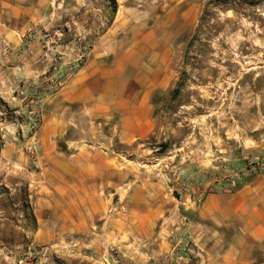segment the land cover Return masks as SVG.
<instances>
[{"label": "rangeland", "instance_id": "obj_1", "mask_svg": "<svg viewBox=\"0 0 264 264\" xmlns=\"http://www.w3.org/2000/svg\"><path fill=\"white\" fill-rule=\"evenodd\" d=\"M114 1L115 13L111 0H53L50 25L40 26L92 47L106 30L124 28L129 60L169 63L166 82L150 99L152 133L129 147L115 145L132 179L161 184L174 201L157 225L169 252L146 258L138 246H97V220L88 234L52 228L55 241L43 242L53 232L37 224L34 197L0 163V264H264V0ZM23 86L0 98V152L16 142L29 156L13 93ZM8 87L0 79V96ZM211 195L223 218L202 228L212 238L199 245L188 226Z\"/></svg>", "mask_w": 264, "mask_h": 264}, {"label": "crops", "instance_id": "obj_2", "mask_svg": "<svg viewBox=\"0 0 264 264\" xmlns=\"http://www.w3.org/2000/svg\"><path fill=\"white\" fill-rule=\"evenodd\" d=\"M53 5V0H0V79L11 86L2 92L3 100L12 88L35 82L44 72L46 65L37 60L40 44L27 35L33 25H50ZM127 32L106 30L76 75L44 101L36 136L40 169L31 170L24 145L16 142L4 145L0 163L10 169L3 173L27 185L34 197L37 224L53 232L43 242L55 241L54 229L88 234L97 220L98 234H90L97 246H138L150 258L169 252L157 225L173 213L175 203L161 184L132 179L129 162L115 145L129 147L152 133L150 99L166 82L169 63L129 60ZM219 203L211 195L193 210L188 230L199 245L211 241L202 229L206 224L220 225Z\"/></svg>", "mask_w": 264, "mask_h": 264}, {"label": "built area", "instance_id": "obj_3", "mask_svg": "<svg viewBox=\"0 0 264 264\" xmlns=\"http://www.w3.org/2000/svg\"><path fill=\"white\" fill-rule=\"evenodd\" d=\"M27 40L40 44L41 54L37 56L39 63L46 65L39 79L23 87H18L13 93L21 104V112L26 120V134L31 139L27 146L30 162L37 168L41 160L37 142V132L41 124L42 106L46 98L55 95L82 68L88 58L92 45L80 42V39H65L60 30L49 31L44 26L33 25L28 32ZM28 55H33L31 48L26 49ZM19 116L21 113L16 111ZM204 196L199 193L197 199Z\"/></svg>", "mask_w": 264, "mask_h": 264}, {"label": "trees", "instance_id": "obj_4", "mask_svg": "<svg viewBox=\"0 0 264 264\" xmlns=\"http://www.w3.org/2000/svg\"><path fill=\"white\" fill-rule=\"evenodd\" d=\"M111 3H112V12L115 13L117 10L116 9V7H117L116 2L114 0H111ZM178 93H179V85H177L175 87V89L173 90L172 96H176Z\"/></svg>", "mask_w": 264, "mask_h": 264}, {"label": "bare ground", "instance_id": "obj_5", "mask_svg": "<svg viewBox=\"0 0 264 264\" xmlns=\"http://www.w3.org/2000/svg\"><path fill=\"white\" fill-rule=\"evenodd\" d=\"M261 226V225H260ZM262 227L261 228H258V232L260 233V234H262Z\"/></svg>", "mask_w": 264, "mask_h": 264}]
</instances>
